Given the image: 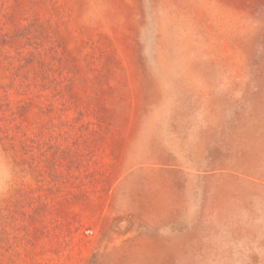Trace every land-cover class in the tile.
I'll return each mask as SVG.
<instances>
[{"label": "rangeland", "instance_id": "374dc122", "mask_svg": "<svg viewBox=\"0 0 264 264\" xmlns=\"http://www.w3.org/2000/svg\"><path fill=\"white\" fill-rule=\"evenodd\" d=\"M0 264H264V0H0Z\"/></svg>", "mask_w": 264, "mask_h": 264}]
</instances>
